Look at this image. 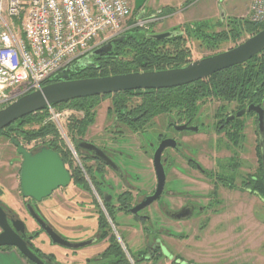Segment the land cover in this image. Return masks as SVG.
<instances>
[{
	"label": "flooded vegetation",
	"instance_id": "obj_1",
	"mask_svg": "<svg viewBox=\"0 0 264 264\" xmlns=\"http://www.w3.org/2000/svg\"><path fill=\"white\" fill-rule=\"evenodd\" d=\"M230 19L233 18L225 19L224 15V27L219 26L220 30L213 33L227 31V22ZM177 32H180L178 36L186 35V31ZM183 86L185 85L171 89H176L173 93L179 94L182 90L180 87ZM255 94L246 95L244 98L211 96L198 99L192 106L186 104V101L177 104L171 100L168 108H155L159 109L157 112L151 111L154 110L153 107L143 105L146 99L144 96H129L128 106L110 113L109 107L106 108L104 122L100 127H96L95 121L84 130L82 125L75 129L74 147L80 163V166L75 167V182L71 171L65 164L64 166L71 175L70 185L75 186V212L85 210L86 218L91 216L90 211L97 215V232L90 239L93 242L89 245L102 244L104 248L94 254L95 264H114L118 261L119 255L110 251L111 248L117 249V246L121 249L118 241L120 236L117 238L112 233L109 224L115 229L113 214L124 218L128 233L140 228L141 248L135 255H129L133 263L143 264L158 260L161 255L168 259L174 257L166 249L164 237L180 239L182 231L177 230L176 226L184 227L193 222L204 225L208 220L207 214L221 215L225 209H233L238 194H246L243 199L250 204L253 198H257L264 207V198L255 190L261 179L264 180V91L257 101ZM210 99L222 104L209 108L206 103ZM148 133L153 136L150 141L146 140L148 137L145 139ZM11 138L8 139L9 144L20 159L16 161V157L8 158L10 170L4 176H8L6 181L10 178L16 179L19 188L20 165L15 173L11 171L14 163L21 164V157L17 154ZM127 138L133 142L132 145L122 147ZM16 141L27 151L34 152L39 149L34 143ZM84 143L94 145L102 153L99 152L96 156L94 152L86 149ZM160 145L165 146L159 153L164 170V185L159 196L141 208L157 189L152 157ZM118 156L130 161L135 158L137 166L127 165L123 168L118 162ZM106 160L111 161L114 168ZM210 160L218 162L215 169L207 168L206 163ZM146 163V167H149L147 172L143 169ZM242 168L243 174L240 171ZM140 177H146L147 182L138 185L137 180ZM167 182L174 186L166 187ZM4 188L0 182V204L7 213L8 220H21L26 227L24 233L19 234L21 238L45 264H59L55 262L54 255L45 254L35 246L36 237L44 233L39 232V227L29 216L26 205H32L45 223L56 232L54 226L41 215L42 211L37 203L25 201L23 198L27 217H19L12 210L11 201L4 203L1 200ZM57 209L68 212L67 209ZM101 209L105 211L108 220L100 214ZM128 237L131 235L128 234ZM179 260L180 256L175 255L170 263H183Z\"/></svg>",
	"mask_w": 264,
	"mask_h": 264
},
{
	"label": "rangeland",
	"instance_id": "obj_2",
	"mask_svg": "<svg viewBox=\"0 0 264 264\" xmlns=\"http://www.w3.org/2000/svg\"><path fill=\"white\" fill-rule=\"evenodd\" d=\"M208 2L209 0H145L139 11L133 9L130 20L131 22H134V20L136 22L138 15L144 13L142 19L145 20V23L142 26L143 28H140L138 31L140 34L160 33L174 29L186 31V35H182V38L185 41V46L190 50L191 61L213 55L214 53L216 54L217 52L226 51L246 40L248 37H251V35L249 36L247 33H242L239 40L235 42H224L220 44L219 47L210 49L205 47L199 39L191 36L188 32L193 29L191 25H178L177 22L180 20V17L187 15L184 12L186 9L196 11L200 7L204 8L206 3V6H208ZM248 7L249 0H219L216 17L202 20L204 21L205 34H211L216 30L219 31L220 27H224L225 21H221L220 9H223L225 19H227V17L245 19L248 13ZM239 19L238 21L241 20ZM220 104H222V102L220 103L215 99H210L206 103L209 108ZM110 105L111 97L100 96L98 107L96 108L98 112L97 121L95 119L96 127H100L104 122V112ZM57 112L63 113V115L60 116L61 123L64 125L68 137L72 141L75 140V129L71 130V126L74 121H79L81 118H84L85 113L79 109L74 110V108L69 106L57 109ZM106 121L108 123V119ZM151 138H153V136H151L150 133L145 136L146 140L150 141ZM47 140V138H45V140L34 139L29 142L37 145L36 148H41L48 145ZM144 140L142 141L143 143ZM42 141H44V143H42ZM132 143L133 142L128 141L127 138L121 146L129 147ZM10 157H16V161L20 159L14 154L13 147L9 144L8 139L0 136V176H4L7 174V170H10V166H8L7 162ZM118 158L120 157L118 156ZM70 160L73 166L77 168L78 164H75V161H72V159ZM118 162L123 168L127 167V165L137 166L135 158L130 161L121 157ZM82 163L84 165L86 164L84 161H82ZM217 164L218 162L211 160L206 163L208 169H215ZM19 165L20 163L18 162L14 163V169L11 172L15 173ZM146 165L147 163L143 165V169L147 172L149 167H146ZM66 167L68 168V166ZM243 168H246V166ZM243 168L240 170L241 174L244 173ZM251 170L252 167H250V171ZM137 182H139L138 185L144 184L147 182V178L140 177ZM168 183L169 182H167L166 187L174 186ZM5 190L8 191L7 189ZM60 191L62 195H66L67 197L70 196L65 191ZM17 193H19L18 188L15 189V200L23 204H19L17 207L18 216L27 217L24 201H22V197H18ZM57 193L59 194V192ZM55 196L58 197V195ZM244 196H246V194H238V199H236L237 201L234 208L225 209L221 215L217 214L212 216L210 213L207 214L208 220L204 225H198L193 222L190 223V225L186 224L184 227L176 226L177 230L182 231V238L173 239L164 237L163 239L166 249H168L174 257L168 259L161 255L160 259L148 263L145 262L143 264H171L170 262L175 258V255L180 256L179 262H183L181 264H264V207L257 198H253L250 204L249 201L243 199ZM49 198L50 197L45 198L42 201L48 211L43 212L41 215L54 226L56 232H58L63 239L69 243L77 244L90 240L96 234L97 215L94 211H90L89 215L91 216L87 218L86 214H84L85 210L72 213L62 212L54 206ZM69 198H72V196ZM6 199L10 201V197L7 196L1 200L6 201ZM102 212L104 211L102 210ZM104 217L106 218L105 215ZM112 220L115 226L114 229L113 225L109 223L112 228V233L116 235V230L125 246L120 244L123 252L122 255L124 254L127 261L131 262V264H139L136 262L133 263L131 256L135 255L141 248L139 244L141 241L140 228L138 227L136 230L129 231L128 233V230L124 226L127 222L122 216L113 214ZM28 226L32 228L31 225ZM34 228L35 227H33V229ZM128 234H130L131 237H128ZM183 234L186 235L183 236ZM35 241L43 243L42 252L48 255H54L55 262L59 264H95L93 260L94 254L104 248L101 244L98 246L87 245L76 249H67L57 245H51L49 241L46 240L44 234L36 237L34 242Z\"/></svg>",
	"mask_w": 264,
	"mask_h": 264
},
{
	"label": "water",
	"instance_id": "obj_3",
	"mask_svg": "<svg viewBox=\"0 0 264 264\" xmlns=\"http://www.w3.org/2000/svg\"><path fill=\"white\" fill-rule=\"evenodd\" d=\"M144 2L145 0H134L133 9L139 11ZM142 16L143 13H140L137 19ZM220 18L221 20L224 18L223 9H220ZM173 34L180 35V32L170 30L152 33L149 34V37L156 40H163L170 38ZM120 36L124 37V35ZM120 36L118 37L121 38ZM116 40L117 39L114 38V40L112 39L104 45L90 51L83 58L77 59L74 63L64 68L62 73H69L75 66H87V62H90L92 57L110 52L112 44ZM263 49L264 29L248 37L231 49L190 61L185 66L175 69L73 80H68L67 77H64L62 80L48 82L40 90L23 95L1 108L0 130L8 127L20 118L42 111L48 106H54L74 99L105 96L125 91L168 89L194 83L217 72L242 64L260 53ZM11 142L17 148V154L21 157L19 192L24 200L40 203L45 198H48L54 191L66 188L70 185L71 175L57 152L47 146L31 152L25 150L14 138H11ZM84 144L86 149L90 152H94L96 156L97 153H102V151L94 145L88 143ZM164 147L165 146L160 145L152 157V164L157 178V189L154 194L148 198L147 203L142 205L141 208L153 202L159 196L163 188L165 177L159 153ZM106 161L108 164H112L111 161ZM111 167L114 168L112 165ZM26 210L39 227V232L44 233L52 245L67 249H76L87 246L93 242L90 240L77 244L69 243L59 236L51 226L45 223L32 205L28 203L26 205ZM104 215L106 216L105 213ZM18 224L20 226H18ZM25 228L21 220H8L7 213L0 204V248L12 247L30 263L45 264L41 258L37 257L30 250L29 245L27 246L26 242L19 235L20 233H24ZM38 233H36V235ZM31 238L32 237H30V239Z\"/></svg>",
	"mask_w": 264,
	"mask_h": 264
},
{
	"label": "trees",
	"instance_id": "obj_4",
	"mask_svg": "<svg viewBox=\"0 0 264 264\" xmlns=\"http://www.w3.org/2000/svg\"><path fill=\"white\" fill-rule=\"evenodd\" d=\"M130 23L133 25L135 20L134 22L130 21ZM227 23L229 29L220 33L205 34L203 22L191 25L193 29L188 32L191 36L199 39L205 47L215 49L221 43L239 40L242 33H248L252 36L264 29V25L257 26L249 23L246 19H241L240 21L238 19H230ZM140 28L135 26L123 33L124 37L115 38L117 40L112 44L111 51L92 57L91 63L86 61L87 66H75L69 73L63 74L61 72L49 82L62 80L64 77H67L68 80H73L136 72L163 71L185 66L191 61L190 50L185 46V41L181 36L173 34L170 38L156 40L150 38L149 34L138 33ZM174 31L177 30L174 29ZM180 88L182 90L179 94L183 97L173 93L176 89L171 88L125 91L105 95V97H111V105L108 112L128 106L130 104L128 101L129 96H144L146 99H144L143 105L149 108L153 107L154 110H151L153 112L159 110L155 108H168L171 105V100L176 101L177 104H183L186 101V104L188 103L192 106L195 101L201 98L211 96H223L226 98L239 96L244 98L246 95L256 93L257 101L261 98L264 91V49L242 64L217 72L204 80L196 81ZM99 98L100 96H92L74 99L53 107L62 109L69 106L74 108V110H82L85 113V117L79 121H74L71 130L77 129L80 125L83 126L82 130H84V128L95 122ZM46 118V109L27 115L0 130V136L7 139L12 137L15 140H23L25 142L34 139L45 140L47 138V147L60 155L64 164L71 171L75 182V166H73L68 153L62 150L55 126L50 122H44ZM255 190L264 198L263 179L256 185ZM100 214L104 217L101 210ZM117 247V249L111 248L110 250L115 255H119L118 261L114 264H130L124 254L122 255L123 252L119 246ZM27 262L32 264L29 261Z\"/></svg>",
	"mask_w": 264,
	"mask_h": 264
},
{
	"label": "built area",
	"instance_id": "obj_5",
	"mask_svg": "<svg viewBox=\"0 0 264 264\" xmlns=\"http://www.w3.org/2000/svg\"><path fill=\"white\" fill-rule=\"evenodd\" d=\"M133 0H0V109L40 90L75 60L125 33ZM249 23L264 25V0H249ZM130 25V26H129ZM62 150L80 166L63 113L48 106ZM67 166V165H66Z\"/></svg>",
	"mask_w": 264,
	"mask_h": 264
},
{
	"label": "crops",
	"instance_id": "obj_6",
	"mask_svg": "<svg viewBox=\"0 0 264 264\" xmlns=\"http://www.w3.org/2000/svg\"><path fill=\"white\" fill-rule=\"evenodd\" d=\"M218 2H219V0H209L208 6H206L207 5V3H206L204 8L200 7L196 11H194V10L191 11V9H186L184 12L187 15L180 17V20H182V21L179 20L177 22L178 25H193V24L204 22V21H202L203 19L216 17ZM215 10H216V12H215ZM97 113L98 112L96 109V121H97ZM74 141L75 140H73V142ZM6 178H8V176H0V182L5 187L4 191L2 192V195H3L2 198H5L6 196L10 197L11 204H13L12 210L17 212V207L19 206L20 203H18L15 200V198H16L15 197V189L18 188V182L14 178H10L9 181H6L5 180ZM72 186L69 185L66 188L56 190L55 192L52 193V195L49 198V200L52 201L54 206H56L57 208L59 207L60 209H67L68 212H70V213L75 212V209H74L75 201H73V200H75V186H73L74 189ZM5 189H7L8 191H6ZM60 190L65 191L68 195L72 196V198H69L70 196L67 197L66 195H62V192ZM18 192H19V188H18ZM57 192H59V194ZM19 194H20V192L17 193L18 197H20ZM55 195H58V197ZM78 197H80V196H78ZM80 198H83V197H80ZM10 201H8L6 199V201H3V202L5 203V202H10ZM25 201H27V200H25ZM42 201L40 203H37L38 207L40 208V211H42V213L47 212L48 209L46 208V206L44 205V202H42ZM20 205H22V203ZM65 212H67V211H65ZM104 213H105V211H104ZM115 233H116V236L118 238L119 235L117 234L116 230H115ZM46 240L49 241V239L47 237H46ZM118 241L121 243V245H123V242L121 241L120 238H118ZM34 243H35L36 247H39L42 250V247L44 246L43 243H39L36 241ZM0 264H29V263L14 248L3 247V248H0Z\"/></svg>",
	"mask_w": 264,
	"mask_h": 264
},
{
	"label": "bare ground",
	"instance_id": "obj_7",
	"mask_svg": "<svg viewBox=\"0 0 264 264\" xmlns=\"http://www.w3.org/2000/svg\"><path fill=\"white\" fill-rule=\"evenodd\" d=\"M57 106V105H56ZM35 114V113H34Z\"/></svg>",
	"mask_w": 264,
	"mask_h": 264
}]
</instances>
